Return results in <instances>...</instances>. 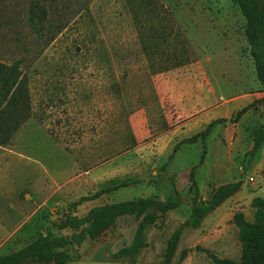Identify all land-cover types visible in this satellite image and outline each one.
<instances>
[{
  "label": "rangeland",
  "instance_id": "1",
  "mask_svg": "<svg viewBox=\"0 0 264 264\" xmlns=\"http://www.w3.org/2000/svg\"><path fill=\"white\" fill-rule=\"evenodd\" d=\"M27 1L0 0V60L25 59L34 103V115L0 145V254L47 230L69 233L58 228L66 215L144 197L179 205L143 224L133 253L118 254L132 246L142 217L123 215L98 237L67 248L63 264L238 261L233 215L253 220L251 200L264 197V143L241 153L250 139L243 127L234 129L246 117H236L241 108L215 119L204 144L180 143L210 122L208 98L197 101L196 82L213 85L226 107L229 98L246 99L259 84L237 2L46 0L61 8L67 23L42 42L26 24ZM189 86L195 92L190 102L177 105L175 91ZM260 101L249 104L256 109ZM192 167L203 200L219 185L240 181L196 229L189 225ZM99 189L109 190L73 206ZM183 223L169 254L168 240Z\"/></svg>",
  "mask_w": 264,
  "mask_h": 264
},
{
  "label": "trees",
  "instance_id": "2",
  "mask_svg": "<svg viewBox=\"0 0 264 264\" xmlns=\"http://www.w3.org/2000/svg\"><path fill=\"white\" fill-rule=\"evenodd\" d=\"M235 1L245 18L244 33L250 46L256 78L264 86V0ZM60 9L48 4L46 0H28L26 24L30 32L42 42L52 40L67 23V17L59 15ZM26 69L23 57L11 62L0 60V145L10 143L19 128L34 115V103ZM251 105L238 110L236 117L244 114ZM218 121L210 122L203 130L182 139L180 143L192 144L200 139L204 144L211 127ZM252 135L254 140L252 149L256 151L264 141V125L253 131ZM204 153L205 149L200 163L204 160ZM194 170L195 168L192 167L188 176V191L194 195L189 225L196 229L208 213L240 189V181L219 185L208 199L203 200L200 197ZM108 190L99 189L91 195L81 197L73 202V206L80 201L97 198ZM174 192L177 193L176 190ZM178 205L176 199L157 200L144 197L96 205L81 217L66 215L58 228L69 229V233L54 235L52 231L47 230L19 250L0 254V264H63L69 257L67 248L80 245L86 238L98 237L123 215L142 217L132 246L118 252L119 255L131 254L135 251L143 224L156 222L158 218L164 217L167 211L175 209ZM251 206L254 209L253 220H247L242 212L233 215V222L238 227L241 242L240 259L235 261L213 257L216 264H264V197H254ZM186 225L187 223L181 224L170 236L169 254L174 252L179 234Z\"/></svg>",
  "mask_w": 264,
  "mask_h": 264
},
{
  "label": "crops",
  "instance_id": "3",
  "mask_svg": "<svg viewBox=\"0 0 264 264\" xmlns=\"http://www.w3.org/2000/svg\"><path fill=\"white\" fill-rule=\"evenodd\" d=\"M256 80H257V78H256ZM258 83L259 84H257V85L255 84L254 89H252V91L250 93L245 95V96H247L246 99L242 98L243 95L234 96V97L229 98L227 100V102H229V104L231 106L226 107L222 104V102L219 101V97L217 96V93H216L213 85L211 87H208L202 81L196 82L195 88H196V91L198 93L197 94V101L199 103L201 101L205 102V99L208 98V101H209L208 105L209 106L207 108L208 110H206V113H207V116H209L210 122L217 119V118L226 116V113L228 111L231 112V111L240 109L246 105H249V103H251L252 101H258L259 99H261V101H260V103H258L256 109L250 107L245 112L246 117L242 118L240 121H238L237 123L234 124V129H239L240 127H243L242 132H244V133L246 132L247 134L250 135L248 147L245 148L244 150L240 149V151H242L241 153H245L247 150H249L253 147V144H254L253 135H251L250 133L252 132V134H253V131H255L257 128H259L261 125H264V86L259 81H258ZM193 87L194 86H192V87L189 86V87H186L185 90L181 89V90L175 91L176 96L175 95H173V96L176 99L175 101H176L177 105H179L178 103L180 100L187 101L188 103L190 102L191 98L193 97L192 94L193 93L195 94ZM192 104L194 106V103H192ZM200 109H202V108H200ZM244 121H245V123H244ZM193 125H194V123H193ZM188 137H190V136H188ZM185 138H187V137H185ZM216 143H217V145H218V143L220 145L221 141L218 140ZM263 143H264V141H263ZM229 144L233 145V143H229ZM222 171H228V170L227 169L220 170V172H222ZM214 179H215V177H214ZM211 182H213V181H211Z\"/></svg>",
  "mask_w": 264,
  "mask_h": 264
},
{
  "label": "built area",
  "instance_id": "4",
  "mask_svg": "<svg viewBox=\"0 0 264 264\" xmlns=\"http://www.w3.org/2000/svg\"><path fill=\"white\" fill-rule=\"evenodd\" d=\"M250 180H252V177L250 178Z\"/></svg>",
  "mask_w": 264,
  "mask_h": 264
}]
</instances>
